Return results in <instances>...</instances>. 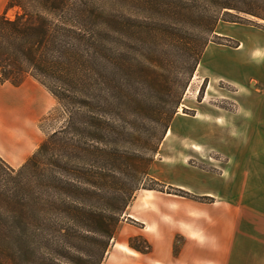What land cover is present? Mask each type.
<instances>
[{
    "label": "trees",
    "instance_id": "obj_1",
    "mask_svg": "<svg viewBox=\"0 0 264 264\" xmlns=\"http://www.w3.org/2000/svg\"><path fill=\"white\" fill-rule=\"evenodd\" d=\"M135 1L8 0L0 13V82L35 78L67 116L21 166L0 156V264H102L137 191L157 189L151 164L219 20H264V0H205L198 32L162 30L121 13Z\"/></svg>",
    "mask_w": 264,
    "mask_h": 264
},
{
    "label": "rangeland",
    "instance_id": "obj_2",
    "mask_svg": "<svg viewBox=\"0 0 264 264\" xmlns=\"http://www.w3.org/2000/svg\"><path fill=\"white\" fill-rule=\"evenodd\" d=\"M105 1L114 4L117 0ZM153 1L160 2L163 8L168 2L182 8H192L193 17L186 20L180 15L166 14L158 7L143 5V0H136L133 5L122 7L120 11L140 16L149 21L152 27L162 30L185 28V24L191 27V32L200 30L198 15L206 6L205 0ZM259 5L264 7V2H259ZM17 11L18 8H12L7 14L14 17ZM231 12L235 14L234 10ZM214 14H219V11ZM240 15L253 21L239 23L222 18L219 20L151 164L152 180H146V184L154 185L157 189L141 188L136 193V199L142 202L143 207H148L150 200L168 203L183 200L193 203L189 208L194 216L207 218L219 210L221 217L230 220L234 217L237 223L242 222L241 218L250 219L251 235L247 239L251 238V241L237 246V254L239 250L250 249L253 255H263L250 258L237 256L236 264H245L244 261L246 264H264V118L261 119V108L243 107L244 103L247 106L254 96L256 98L264 92V20L244 13ZM220 17H223L222 11ZM216 34L224 36L223 40L217 39ZM219 59L235 62L242 67L235 71L219 69ZM231 77L237 80L241 77L243 81H233ZM148 103L158 108L162 100L153 97L148 99ZM62 108L56 100L55 106L40 122L44 139L65 122L67 116ZM125 141L133 146L130 139ZM183 176L190 178L189 181L194 184L182 186ZM203 218L206 224L210 222ZM123 223L135 227L134 230H127L130 250L144 255L153 250L148 234L140 229H144V224L123 214L104 261L109 251L113 250ZM183 239L181 235L175 238V252L179 251Z\"/></svg>",
    "mask_w": 264,
    "mask_h": 264
},
{
    "label": "crops",
    "instance_id": "obj_3",
    "mask_svg": "<svg viewBox=\"0 0 264 264\" xmlns=\"http://www.w3.org/2000/svg\"><path fill=\"white\" fill-rule=\"evenodd\" d=\"M7 2L0 0V12ZM217 63L219 69L235 71L242 67L222 59ZM212 75L215 77V74ZM235 78L231 77L230 80L243 81L241 77L239 80ZM248 102L243 107L261 108L263 119L264 92ZM55 104L56 99L51 92L33 77L25 79L19 86L0 82V156L7 163L19 167L37 150L44 140L40 122ZM189 180L183 176L182 186H192L194 183ZM149 202L148 207H143L135 197L125 214L144 224V229H140L148 234L153 250L147 255L130 250L127 230H134L135 227L123 223L113 250L109 251L102 264H236L237 256L250 258L263 255H253L250 249L239 250L237 254V246L251 241V238L247 239L251 235L249 228L252 224L248 218H241L242 222L237 223L234 217L232 220L221 217L219 210L207 218L194 216L189 208L193 203L183 200ZM202 218L210 222L206 224ZM178 235L184 239L179 251L175 252L173 242Z\"/></svg>",
    "mask_w": 264,
    "mask_h": 264
}]
</instances>
